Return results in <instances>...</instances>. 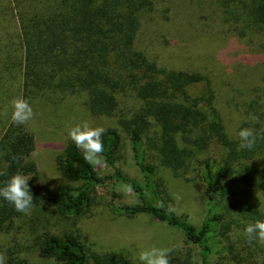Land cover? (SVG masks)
I'll return each mask as SVG.
<instances>
[{
  "label": "trees",
  "instance_id": "16d2710c",
  "mask_svg": "<svg viewBox=\"0 0 264 264\" xmlns=\"http://www.w3.org/2000/svg\"><path fill=\"white\" fill-rule=\"evenodd\" d=\"M16 17L23 99L78 95L92 116L113 118L126 133L140 180L116 168L124 157L117 130L106 128L99 156L136 196L135 204L120 207L123 215L147 214L177 230L198 249L199 264L211 259L241 264L245 258L240 253L264 264L259 240L245 239L240 253L231 242V233L264 220V138L258 137L249 150L239 148L238 136L242 128L264 130V73L243 90L244 61L235 80L227 76L218 82L223 75L217 72L219 61L228 64L227 56L234 52L227 38L255 51V45H248L264 30V0H48ZM222 44L226 46L219 48ZM181 58L183 63L171 64ZM250 65L255 71L254 58ZM218 83L232 91L227 105ZM34 148L33 135L10 121L0 135V173H5L0 187L19 172L31 177L32 212L50 204L59 215H81L106 178L70 138L56 157L60 182L50 197L38 184ZM157 167L180 177L194 171L202 182L204 210L197 227L167 209ZM26 215L0 197V232L17 230ZM32 231L41 262L11 251L6 264H128L117 255L90 252L71 233ZM169 260L189 264L188 256L170 253Z\"/></svg>",
  "mask_w": 264,
  "mask_h": 264
},
{
  "label": "rangeland",
  "instance_id": "374dc122",
  "mask_svg": "<svg viewBox=\"0 0 264 264\" xmlns=\"http://www.w3.org/2000/svg\"><path fill=\"white\" fill-rule=\"evenodd\" d=\"M47 3L48 0H0V135L12 121V101L24 97L21 72L23 52L16 16L23 10L33 12ZM163 5L165 3H162ZM160 23L167 24L164 20ZM250 36L252 37L251 34ZM253 39L255 40L248 46L255 45V51L250 52V49L237 44L238 40H235L233 36L227 38V46L234 52L233 54L231 52V56H227L228 64L219 61L217 72L223 77L218 82L222 79L227 80V76L230 77L228 80H235V77L239 76L237 66L242 61L246 64V87L243 86V90L252 86L254 77H260L259 72L264 73V30L257 32ZM217 45L219 43L215 47ZM222 45L219 48L226 46ZM253 58L255 71L250 65ZM179 61L183 63L181 58L171 64L175 65ZM218 91L222 96L221 101L227 105L230 99L229 93L232 91L220 83H218ZM28 97L26 100L30 103L35 115L31 121L23 124V127L34 137V150H38L39 155L33 157L31 154V161L35 165L38 184L48 192V196H53L60 182L56 170V157L70 139L69 130L85 121L93 127L113 128L118 131L121 154L124 157L116 168L118 167L123 175L136 181L140 180L138 169L128 152L127 135L116 125L113 118L92 116L84 105L83 97L78 95H56L49 98L30 95ZM234 130L235 126L232 131ZM232 135L234 139L238 138L233 132ZM89 162L97 174L106 180L103 185L94 188L90 203L83 213L77 217H66L59 215L50 204L44 206L41 212L37 209H33V212L30 210L24 222H18L17 230L10 233L0 232L1 254L6 257L11 251H15L14 254L30 262L40 263L32 241L35 235L32 230H35L36 234L42 231H49L54 235L71 233L77 236L90 252L98 255H117L128 264H142L139 259L140 252L153 246L172 249V255L180 258L188 256L189 264H199L198 249L192 244H187L177 230L152 219L147 214L129 217L123 215L120 207L135 204L136 196L126 184L115 177L113 169L104 164L100 157ZM153 163L155 164L154 160ZM156 177L165 187L167 209L169 210L171 206L174 209V211L169 210L171 213L197 227L204 210V197L203 184L195 172L190 171L184 177H180L171 174L169 170L157 167ZM177 195L180 197L179 200L176 199ZM260 207L264 211L263 198H261ZM231 234V240H233L231 242L236 243V251L240 253L241 248L244 247V240L247 239L245 230L234 231ZM254 241L256 243V240ZM257 244L264 251V242L260 241ZM249 247L253 248L254 243L249 244ZM240 254V258H245L241 264H259L256 258L249 257L245 253ZM210 261V264L227 262L218 259ZM229 264L232 263L229 262Z\"/></svg>",
  "mask_w": 264,
  "mask_h": 264
},
{
  "label": "clouds",
  "instance_id": "9594fccd",
  "mask_svg": "<svg viewBox=\"0 0 264 264\" xmlns=\"http://www.w3.org/2000/svg\"><path fill=\"white\" fill-rule=\"evenodd\" d=\"M12 108L11 119L17 125L26 124L31 121L35 115L30 103L23 98L13 100ZM105 131V128L98 126L93 127L85 121L73 126L69 130V136L76 147L82 150L84 158L88 161H93L104 151L102 137ZM238 136L240 139L239 148L251 150L255 147L258 137L264 138V130L257 133L253 128H242L239 130ZM38 155L39 151L34 150L32 156L36 157ZM4 174L5 173H0V175ZM30 179V176H25L17 172L0 187V197L11 203L16 211L24 214H29L33 207L34 199L28 183ZM176 199H180L179 195L176 196ZM169 210L174 211L171 206H169ZM245 234L249 243L253 240L264 242V220H257L247 225ZM171 251L172 249L169 248H157L153 246L150 249L140 252L139 259L142 264H170L169 256ZM0 264H6V257L4 254H0Z\"/></svg>",
  "mask_w": 264,
  "mask_h": 264
}]
</instances>
